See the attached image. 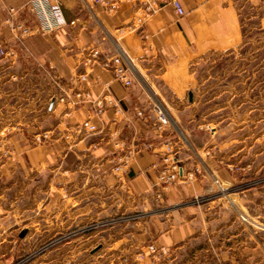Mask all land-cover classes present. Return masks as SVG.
Here are the masks:
<instances>
[{
	"label": "crops",
	"instance_id": "obj_1",
	"mask_svg": "<svg viewBox=\"0 0 264 264\" xmlns=\"http://www.w3.org/2000/svg\"><path fill=\"white\" fill-rule=\"evenodd\" d=\"M26 1L0 0V45L18 53V59L0 61V133H7L11 149L0 161V264H14L37 245L54 242L58 246L25 264H114L120 255L105 245L136 240L164 245L170 253L159 259L144 254L133 264H222V251L209 253L212 238L204 236L211 205H188L166 217L156 213L163 200L180 203L210 193L206 180L163 190L156 183V153L143 151L121 173L112 161L127 147L153 140L150 124L134 110L157 99L155 78L195 104L199 81L188 69L211 53L233 57L222 69V131L241 133L235 142L250 136V146L255 144L264 110V0H179L182 16L162 0L156 10L157 0H112L113 13L101 5L86 10L82 0H56L67 20L78 22L16 41L4 8ZM95 47L105 57L121 51L143 83L126 87L102 61L88 63ZM85 93L92 101L113 98L120 110L76 104ZM88 120L96 131L81 129ZM182 157L191 156L183 151ZM134 210L148 214L134 224L90 228L102 217ZM198 240L203 245L195 249Z\"/></svg>",
	"mask_w": 264,
	"mask_h": 264
},
{
	"label": "rangeland",
	"instance_id": "obj_2",
	"mask_svg": "<svg viewBox=\"0 0 264 264\" xmlns=\"http://www.w3.org/2000/svg\"><path fill=\"white\" fill-rule=\"evenodd\" d=\"M60 5L65 15L63 5L61 3ZM82 5L86 10H92L97 5L107 9L106 5L97 4L91 0H83ZM21 18L28 20L30 15L24 10ZM73 20L76 22L70 23ZM73 20H67L68 24L64 27L76 24L79 19ZM7 27L12 39H14L10 27ZM96 49L100 51L98 57L93 55ZM13 50L16 52L15 57L3 59L4 61L18 59L16 49ZM115 56L122 58L137 82L141 78L138 69L121 51L116 50L113 55L105 57L103 51L95 47L91 51L88 63L102 61L105 66V62ZM232 58V56L222 53H211L201 60L199 59L192 68L188 69V73L199 81L195 89L198 91L196 103L192 105L188 103L187 93L180 95L176 93L175 87L162 83L159 77L155 78L156 84L153 87H157L155 90L158 92V96L157 99L152 98L150 100V105L146 109L151 106H159L168 113L172 127L160 139V152L161 149L167 150L164 144L173 140L175 142L174 150L168 162V167L171 169L173 165L177 164L183 168V175L180 179L170 183H160L158 176L165 164H162L159 160L155 164L157 170L156 183L163 190H168L176 184L192 185L201 180H206V183L212 187L210 193L194 195L180 203L163 200L162 207L156 213L166 217L172 211L188 205H211V210L206 212L207 215L204 218V220L209 221L204 236L209 235L208 237L212 238V248L209 253L216 254L222 251V264H264V110L260 111V122L257 129H255L256 131L253 132L255 144L252 147L250 146V136L247 142H235L236 136H240L241 133L234 134L222 131V69L227 67L229 64L227 62ZM157 71H159L158 68ZM140 81L143 83L142 79ZM88 102L92 103V100ZM215 128L219 130L217 134L213 132ZM6 135L7 133H0V161L11 156V149L5 141ZM190 142L193 145L192 149L195 154L192 149L190 151L188 146ZM183 151L186 155L191 156L188 161H185L182 157ZM161 155L163 157L162 152ZM173 157L176 159H173ZM218 159L222 160L221 165L218 163ZM209 160H214L221 167L222 175L218 174L219 168ZM203 163H206V166L209 165L212 169H206ZM124 168L123 165L112 164L114 171H120L116 173L123 172ZM44 182L42 181L39 185L42 186ZM146 214L148 213L134 210L128 213L106 216L91 223L90 228L95 230L97 225L106 228L110 226L117 227L119 224L125 223L134 224L146 218ZM202 245L203 242L201 243L199 240L192 244L193 247H196L195 249H199ZM56 246L58 245L55 242L37 245L14 264H25L31 258L38 257ZM97 246L102 247V245ZM105 246V249L111 247L110 251L119 253L120 256L117 255L118 259L114 260V264H133L143 258L144 254L159 259L170 253V248L164 245L137 240L128 245ZM105 257H100L99 261ZM85 262L86 259H84Z\"/></svg>",
	"mask_w": 264,
	"mask_h": 264
},
{
	"label": "built area",
	"instance_id": "obj_3",
	"mask_svg": "<svg viewBox=\"0 0 264 264\" xmlns=\"http://www.w3.org/2000/svg\"><path fill=\"white\" fill-rule=\"evenodd\" d=\"M94 3H102L106 5L109 12H114L116 10V2L111 1L107 2L105 0H91ZM168 1L171 3L176 12L179 15H184L185 10L180 3L179 0H162ZM83 2V0H82ZM158 0L156 1V5L154 10L158 8ZM152 8V9H153ZM26 11L30 15V19L21 18V14L23 11ZM6 12L4 21L7 26L10 27L11 32L13 33L15 40H22L23 38L36 34V33H52L59 29H62L64 26L68 24L67 19L65 18L63 9L60 3L56 0H28L21 6H8L4 8ZM73 20L70 23H75ZM14 48L7 47L4 45H0V61L3 59L15 57L16 52L13 50ZM100 51L96 49L93 53L95 57H98ZM105 66L110 68L113 72L114 78L123 83L124 86L130 87L134 84V76L128 66H126L120 56H115L112 59H109L105 62ZM77 97L79 100L76 102H88L91 101V96L87 93L78 94ZM94 107L102 112L108 107H115L120 110L119 102L115 99H105V100H97L92 101ZM134 115L136 118L142 119L146 123L150 124L153 129V140H141L139 143L133 144L126 148L124 155L119 159V161L113 160L115 164L123 165V167H128L130 162L143 151H153L157 155L160 156L161 163L165 164V167L160 170V175L158 176V181L160 183H170L172 181L178 180L183 175V168L181 166L173 165L171 169L168 167V162L170 161V157L172 156V152L174 150L173 140L165 143L166 149H161L163 157L160 152V146H158L157 139H161L165 136V134L172 127L171 118L168 113L160 108L159 106L150 107L149 109L135 107ZM81 129H87L89 131H96V126L90 121H86L81 125ZM173 159H176L173 157ZM153 249V247H151Z\"/></svg>",
	"mask_w": 264,
	"mask_h": 264
},
{
	"label": "water",
	"instance_id": "obj_4",
	"mask_svg": "<svg viewBox=\"0 0 264 264\" xmlns=\"http://www.w3.org/2000/svg\"><path fill=\"white\" fill-rule=\"evenodd\" d=\"M190 100H191V101L193 100V98H192V94L190 95Z\"/></svg>",
	"mask_w": 264,
	"mask_h": 264
},
{
	"label": "bare ground",
	"instance_id": "obj_5",
	"mask_svg": "<svg viewBox=\"0 0 264 264\" xmlns=\"http://www.w3.org/2000/svg\"><path fill=\"white\" fill-rule=\"evenodd\" d=\"M119 47V46H118ZM160 104V103H159ZM161 105V104H160ZM165 110V109H164Z\"/></svg>",
	"mask_w": 264,
	"mask_h": 264
}]
</instances>
